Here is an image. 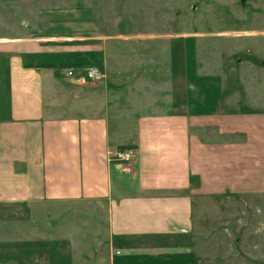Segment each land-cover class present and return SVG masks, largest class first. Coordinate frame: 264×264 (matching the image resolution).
I'll return each instance as SVG.
<instances>
[{
  "label": "crops",
  "instance_id": "1",
  "mask_svg": "<svg viewBox=\"0 0 264 264\" xmlns=\"http://www.w3.org/2000/svg\"><path fill=\"white\" fill-rule=\"evenodd\" d=\"M247 1L251 97L241 79L191 76L173 32H126L95 1L0 0V264L205 263L196 196H264V0ZM126 148L130 164L112 158ZM52 204L69 208L55 222Z\"/></svg>",
  "mask_w": 264,
  "mask_h": 264
},
{
  "label": "rangeland",
  "instance_id": "2",
  "mask_svg": "<svg viewBox=\"0 0 264 264\" xmlns=\"http://www.w3.org/2000/svg\"><path fill=\"white\" fill-rule=\"evenodd\" d=\"M78 1H95V11L104 12L113 20L120 18L119 28L126 32L157 30L160 39L164 40L168 33L173 32L176 47L194 50L191 76L197 78L220 74L230 81L241 79L245 85L243 90L251 97L249 88H255L251 82L254 73L249 66L239 67L238 64L241 58L247 57L249 42L236 37V32L257 24L252 20L247 21V0ZM0 13H7L6 6L0 5ZM113 24V28L117 26ZM2 29L5 30V25ZM209 34L206 40L204 36ZM160 44L165 45V42ZM179 56L176 54V58ZM56 207L60 213L69 209L67 206ZM56 207L53 204L47 207V221H56ZM193 220L201 227L196 230L198 241L192 247L196 256L201 254L200 257L206 259L205 263L200 264H264V196H196ZM89 222L90 218L82 214L65 220L70 227L78 223L84 228ZM10 225L0 224V233L10 231ZM46 232L49 239L55 238L52 227Z\"/></svg>",
  "mask_w": 264,
  "mask_h": 264
},
{
  "label": "built area",
  "instance_id": "3",
  "mask_svg": "<svg viewBox=\"0 0 264 264\" xmlns=\"http://www.w3.org/2000/svg\"><path fill=\"white\" fill-rule=\"evenodd\" d=\"M69 77H74L76 69L68 68L65 70ZM83 80L91 84H100L106 79L105 71L98 65H89L82 70ZM136 149L126 148L117 151L112 157L115 160L130 164L136 157Z\"/></svg>",
  "mask_w": 264,
  "mask_h": 264
}]
</instances>
